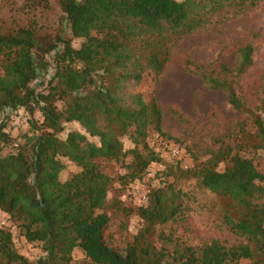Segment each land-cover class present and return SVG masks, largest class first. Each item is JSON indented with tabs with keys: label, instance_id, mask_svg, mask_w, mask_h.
<instances>
[{
	"label": "trees",
	"instance_id": "16d2710c",
	"mask_svg": "<svg viewBox=\"0 0 264 264\" xmlns=\"http://www.w3.org/2000/svg\"><path fill=\"white\" fill-rule=\"evenodd\" d=\"M9 1L0 0V10ZM55 1L62 20L53 33L43 32L34 19L21 23L0 13V114L39 115L30 120L37 134L15 153L0 155V212L44 253L27 261L14 250L12 233L0 228V264H70L74 250L85 264H264V170L248 156L264 153V72L254 107L235 88L253 64L250 44L238 49L232 69L220 64L217 72L191 70L209 89L226 94L241 119L214 139L217 148L206 152V160L186 150L192 164L183 169L172 163L160 185L150 188L146 205L121 200L126 187L159 161L147 139L160 132L162 109L154 94L137 89L163 74L182 38L234 19L261 0ZM49 4L27 0L24 7ZM71 123L84 134L64 133ZM124 139L132 147L125 148ZM10 142L1 123L0 153ZM62 158L79 168L65 181ZM104 162L120 165L124 173L112 176ZM169 177L174 181L167 182ZM178 179L228 199L237 216L224 213L222 222L238 242L213 239L191 246L163 230L184 222L189 210L191 195ZM116 182L119 189L108 199ZM134 216L140 228L126 234L121 249L113 247L107 240L110 224L126 232Z\"/></svg>",
	"mask_w": 264,
	"mask_h": 264
},
{
	"label": "rangeland",
	"instance_id": "374dc122",
	"mask_svg": "<svg viewBox=\"0 0 264 264\" xmlns=\"http://www.w3.org/2000/svg\"><path fill=\"white\" fill-rule=\"evenodd\" d=\"M27 0H10L1 6L0 13L7 18H15L21 23L34 19L45 33H53L58 29L62 20V13L55 0H50L49 7L37 6L25 8ZM74 41V46L79 45ZM250 44L253 48L252 66L236 80L235 88L243 101L249 107L257 105L259 98V85L264 72V0L251 10L220 24H213L193 32L182 38L171 50L170 60L157 79L147 78L137 89L143 95L154 94L162 109L163 123L160 129L162 135L154 131L151 135L169 139L180 144L185 153L189 150L204 161L208 157L206 152L217 148L214 143L223 131L233 128L241 117L230 107L226 94L209 89L202 80L191 72L196 66L209 67L218 71L220 64H225L232 69L236 64L238 49ZM186 62L191 63L190 66ZM264 116V111H263ZM39 119L38 113L29 115L23 110H16L7 115L0 114V124H4V131L10 136L11 142L1 151V156L15 153L24 145L26 139L37 131L30 129V120ZM84 131L74 123L65 126V132ZM61 137H64L65 134ZM90 142L96 139L88 138ZM149 144H151L149 142ZM125 148L132 147L124 139ZM255 157V165L259 171L264 170V153L262 151L249 154ZM64 169L60 180L65 181L79 171V168L65 158H62ZM187 167L192 164V158L185 153ZM172 163L159 160L151 163L141 180L128 185L121 194V200L133 206H143L142 197L148 201L150 188L160 185L162 173ZM105 171L112 176L124 173V169L115 163H103ZM223 170V166L220 167ZM174 181L169 177L167 182ZM179 187L191 195L187 203L189 210L186 220L170 227H165V232L172 231L175 236L185 240L191 246H200L213 239L227 243H236L237 237L232 235L222 222V216L227 213L237 216V210L228 199L216 197L209 192L198 189L192 180H176ZM119 189V183H114L113 189L108 193V199ZM0 228L12 233L14 250L29 262H35L42 257L41 246L38 243H27L21 237L9 220L8 215L0 212ZM140 228L138 217H131L126 232L118 228L117 222H112L107 231L108 242L118 249L122 248L126 234H135ZM73 260L70 264H85L84 256L79 250H74Z\"/></svg>",
	"mask_w": 264,
	"mask_h": 264
},
{
	"label": "built area",
	"instance_id": "2783aa9c",
	"mask_svg": "<svg viewBox=\"0 0 264 264\" xmlns=\"http://www.w3.org/2000/svg\"><path fill=\"white\" fill-rule=\"evenodd\" d=\"M150 145L154 148L157 153L159 160L167 161L170 163H180L183 169H187V163L185 161V153L180 144L175 141L160 138L159 135H151L149 138ZM143 204L147 203V199L142 197Z\"/></svg>",
	"mask_w": 264,
	"mask_h": 264
}]
</instances>
